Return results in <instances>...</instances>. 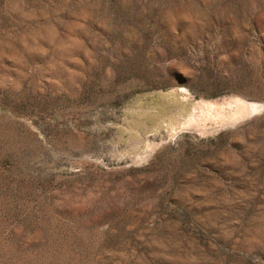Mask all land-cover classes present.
Returning a JSON list of instances; mask_svg holds the SVG:
<instances>
[{
    "label": "rangeland",
    "instance_id": "rangeland-1",
    "mask_svg": "<svg viewBox=\"0 0 264 264\" xmlns=\"http://www.w3.org/2000/svg\"><path fill=\"white\" fill-rule=\"evenodd\" d=\"M0 264H264V0H0Z\"/></svg>",
    "mask_w": 264,
    "mask_h": 264
}]
</instances>
